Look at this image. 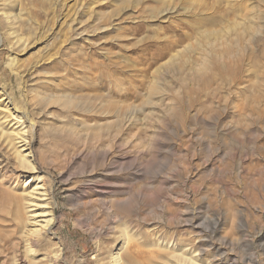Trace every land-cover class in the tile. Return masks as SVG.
<instances>
[{"label":"rangeland","instance_id":"obj_1","mask_svg":"<svg viewBox=\"0 0 264 264\" xmlns=\"http://www.w3.org/2000/svg\"><path fill=\"white\" fill-rule=\"evenodd\" d=\"M125 236L264 264V0H0V264Z\"/></svg>","mask_w":264,"mask_h":264},{"label":"bare ground","instance_id":"obj_2","mask_svg":"<svg viewBox=\"0 0 264 264\" xmlns=\"http://www.w3.org/2000/svg\"><path fill=\"white\" fill-rule=\"evenodd\" d=\"M23 115L25 117H27V113H23ZM19 138H23V141L25 140L24 137L20 136ZM28 141H25V144H28L27 143ZM112 205H114V203H112ZM130 212H132L129 207L125 204V205H122L121 208L118 209V211L116 210H112V215L114 213L116 214H119L121 217L125 218L126 221L124 222H127V219L130 217ZM107 215V214H106ZM45 223L46 224H49L50 223V219L48 220H45ZM121 227V225H119ZM119 227V229H120ZM122 227H121V231L122 232ZM123 234H126L125 232ZM122 235V233H121ZM120 235V237H121ZM124 239V243L126 244L127 248L124 249V247L122 248V253L121 255H117V253H119L121 250H115L113 251L112 255H110V259L109 261H107L105 264H137V262H134L136 260V248H135V245L133 244H129V237L128 236H125V237H122ZM134 246V247H133ZM121 249V247H119ZM28 251L30 252V247L28 248ZM189 255L191 256H187V255H175L174 256V260L177 261V262H180L181 264H196V261L194 259H192V252L189 253ZM194 256V255H193ZM137 257L139 258V255H137Z\"/></svg>","mask_w":264,"mask_h":264}]
</instances>
